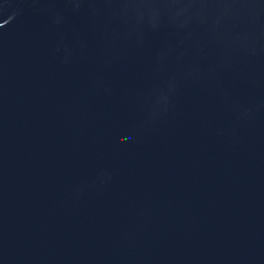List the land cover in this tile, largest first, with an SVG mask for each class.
<instances>
[{"label":"water","instance_id":"obj_1","mask_svg":"<svg viewBox=\"0 0 264 264\" xmlns=\"http://www.w3.org/2000/svg\"><path fill=\"white\" fill-rule=\"evenodd\" d=\"M0 264H264V0H0Z\"/></svg>","mask_w":264,"mask_h":264}]
</instances>
